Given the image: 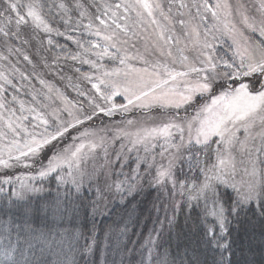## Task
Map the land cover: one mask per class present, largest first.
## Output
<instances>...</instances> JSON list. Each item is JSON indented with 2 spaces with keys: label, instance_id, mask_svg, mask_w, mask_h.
Returning a JSON list of instances; mask_svg holds the SVG:
<instances>
[{
  "label": "rangeland",
  "instance_id": "1",
  "mask_svg": "<svg viewBox=\"0 0 264 264\" xmlns=\"http://www.w3.org/2000/svg\"><path fill=\"white\" fill-rule=\"evenodd\" d=\"M108 1L98 3L99 24L89 17L88 50L77 49L88 55V67L83 83L68 86L71 96L64 84L44 80L35 105L17 104L22 114L4 115L0 100V169L30 167L69 129L96 115H121L75 134L35 174L16 177L17 194L54 173L98 195L101 187L112 193L126 177L122 172L115 183L112 176L121 155L128 158L122 165L134 161L138 172L144 166L156 182L173 184L183 149L211 146L212 166L177 193L207 205L214 228L223 231L218 191L248 205L264 174V0H111L109 9ZM12 8L20 23L48 28L34 1L12 0ZM254 75L258 90L251 92L241 81ZM220 81L227 88L215 94Z\"/></svg>",
  "mask_w": 264,
  "mask_h": 264
},
{
  "label": "trees",
  "instance_id": "2",
  "mask_svg": "<svg viewBox=\"0 0 264 264\" xmlns=\"http://www.w3.org/2000/svg\"><path fill=\"white\" fill-rule=\"evenodd\" d=\"M32 1L48 27L44 31L20 23L12 0H0L4 115H18L35 105L39 97L34 93L44 80L64 84L71 96L68 86L76 80L83 83L88 67V55H78L77 49L88 50L89 17L97 24L100 19L95 17H103L100 0ZM109 1L104 2L108 9ZM255 79L256 75L241 82L256 92ZM225 84L213 85L214 93L227 88ZM200 104L197 100L191 109ZM124 118L96 115L44 146L30 167L13 164L0 169V264H264V174L258 197L248 205H239L228 190L218 191L214 205L224 211L223 231L214 228L207 205L177 193L212 166L211 146L184 148L171 174L173 184L156 182L153 171L144 166L138 172L134 161L122 165L126 157L121 155L112 176L115 183L122 172L126 177L112 193L101 187L98 195L54 173L31 182L34 190L24 196L17 194L16 177L35 174L75 134Z\"/></svg>",
  "mask_w": 264,
  "mask_h": 264
}]
</instances>
